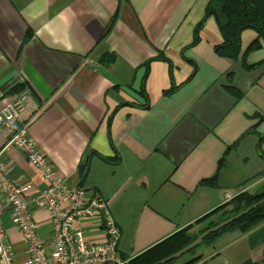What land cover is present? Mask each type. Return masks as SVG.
<instances>
[{"label": "crops", "instance_id": "1", "mask_svg": "<svg viewBox=\"0 0 264 264\" xmlns=\"http://www.w3.org/2000/svg\"><path fill=\"white\" fill-rule=\"evenodd\" d=\"M207 2L0 0V108L16 93L5 90L23 80L39 106L30 137L70 186L87 165L83 190L107 199L123 232L122 259L264 183V120L249 132L259 120L254 115L264 117V66L245 71L240 58L218 56L214 46L222 36L213 16L192 44ZM236 22L248 26L241 32L243 52L257 32L264 34V20L239 13ZM111 54L109 65L98 61ZM263 60L264 44L246 58ZM228 83L243 95L235 99ZM6 139L0 129V147ZM1 160L14 182L42 183L17 149ZM211 177L214 187L201 184ZM37 221L46 237V214ZM81 225L90 240L104 237L100 221ZM6 228L17 261H24V240L10 223ZM255 231L223 233L180 264L199 255L191 264L259 263L264 241Z\"/></svg>", "mask_w": 264, "mask_h": 264}, {"label": "built area", "instance_id": "2", "mask_svg": "<svg viewBox=\"0 0 264 264\" xmlns=\"http://www.w3.org/2000/svg\"><path fill=\"white\" fill-rule=\"evenodd\" d=\"M38 108L29 91L0 108V127L7 131L5 144L0 147V264H18L9 242L7 222L25 242L22 264H109V258L115 256L119 231L108 212L103 216V228L107 233L103 243L87 241V234L74 225L76 218L94 217L92 207L96 202L82 210L84 203L78 194L61 184L48 159L30 137L26 122L33 118ZM28 117L31 118L26 120ZM10 147L17 149L40 172L44 183L34 187L29 182L18 184L11 180L1 160ZM98 207H106L105 202ZM41 211L50 217L46 237L40 235L35 223Z\"/></svg>", "mask_w": 264, "mask_h": 264}, {"label": "trees", "instance_id": "3", "mask_svg": "<svg viewBox=\"0 0 264 264\" xmlns=\"http://www.w3.org/2000/svg\"><path fill=\"white\" fill-rule=\"evenodd\" d=\"M241 12L250 14L252 16L264 20V0H209V2L205 7V15L208 16L213 15L216 18L222 36V42L214 47L215 53L220 57H225L232 60H236L242 56L243 57L242 62H244L243 68L249 69L252 66L247 65L248 63L246 59L244 60V56L241 54V32L245 26H241L237 24L235 20L236 15ZM201 26H202V20H200L194 27L192 44L196 43L199 40L198 32ZM31 33H32L31 30L28 29L26 38H28L31 35ZM260 46L261 44L258 38H256L255 41L249 45L245 53L248 52L250 53L252 50L258 49ZM114 57H115L114 54L105 55L101 57L98 61L102 62L104 65H109L114 60ZM159 58L168 61V58L165 56L160 55ZM104 59L107 60L104 61ZM260 64L264 65V60L261 61ZM195 71L196 69H194L189 74L185 82L190 80L194 76ZM174 88L175 87H172V89ZM143 89L144 88L142 85L141 90ZM227 91L235 98H240L242 96L241 92L234 87H227ZM263 136L264 134L260 136L259 139H261ZM85 171H87V167L84 165L83 167H81L79 185H81L83 182ZM201 184L205 186L214 187L216 185V177H211L210 179L204 180L201 182ZM262 198H264V185L261 187L260 191L255 194H248L243 192L235 196L230 202L221 205L211 213H207L205 216L198 219L196 222L198 223L199 221L205 219L207 216L212 215L217 210H219V212H222L221 217L229 218L239 213L240 211H243L249 206L257 203V201L261 200ZM231 202L232 203L235 202V203L234 205H232L230 209H227L226 211L225 208L227 207V205L231 204ZM226 218L221 219L220 221H223ZM263 224H264V203L258 206L257 208H255L254 210L250 211L248 214L228 224L226 227L222 228L221 230L211 233L202 241L200 245L205 243H207L206 245L211 244L217 237H219L222 234V232H226V231H239L245 233L251 230H257L254 232V237H260L258 241L261 242L264 241ZM212 225L214 224L208 222L206 226L203 227L195 236L194 235L189 236L186 233L190 228V226L188 225L186 229L174 232L170 236L150 246L140 254L132 257L129 261H127L124 264H154L157 261L168 257L169 255L175 253L176 251L188 245L190 242L195 240L199 234H201L203 231H205ZM195 250L196 249L191 250L188 254L192 256ZM196 259H192L191 261L185 264H191ZM172 263L173 262H170L168 264H172ZM260 263H264V250L262 254V260L259 263L251 262L249 259H247L244 261L243 264H260Z\"/></svg>", "mask_w": 264, "mask_h": 264}, {"label": "rangeland", "instance_id": "4", "mask_svg": "<svg viewBox=\"0 0 264 264\" xmlns=\"http://www.w3.org/2000/svg\"><path fill=\"white\" fill-rule=\"evenodd\" d=\"M208 2H209V0H208ZM207 2V3H208ZM207 5V4H206ZM206 5H205V7H206ZM205 7H204V14H203V17L200 19V20H202V24H203V22H204V19L206 18V17H208V15H205ZM241 13H243V12H241ZM238 15V14H237ZM236 15V16H237ZM250 15V14H249ZM209 16H213V15H209ZM214 17V16H213ZM215 18V17H214ZM216 19V18H215ZM235 20H236V18H235ZM217 21V20H216ZM198 23V22H197ZM196 23V24H197ZM217 25H218V23H217ZM196 26V25H195ZM248 26H245L243 29H242V31L245 29V28H247ZM218 29H219V27H218ZM193 32H194V30H193ZM219 32H220V30H219ZM221 34V33H220ZM256 38H258V40H259V42H260V44H261V46H262V44H264V34H262L261 32H257V37ZM255 41V40H254ZM253 41V42H254ZM222 42V41H221ZM252 42V43H253ZM252 43H250V44H252ZM249 44V45H250ZM216 46V45H215ZM214 46V47H215ZM260 46V47H261ZM249 47V46H248ZM247 47V48H248ZM259 47V48H260ZM258 48V49H259ZM247 50V49H246ZM246 50H244L243 52H241L242 53V55L244 56V60L248 57V55H249V52L248 53H245L246 52ZM257 50V49H256ZM252 51H254V50H252ZM215 52V51H214ZM219 56V55H218ZM240 59H241V67L243 68V63L244 62H242V56L241 57H239ZM238 58V59H239ZM229 59V58H228ZM238 59H236V60H238ZM229 60H232V59H229ZM261 63V61L260 62H258V63H256V64H247V63H245V64H247V65H251L252 67H250L249 69H244L245 71L246 70H251V69H254V68H256L257 66H264L263 64H260ZM23 80H19V81H17V82H14V83H12L11 85H10V87L9 88H7L6 90H5V92H8V91H14V92H16L15 93V96L14 97H17V96H19L20 94H22L23 92H25V91H29L30 92V89L27 87V86H25V84H23ZM227 87H234V88H236V89H238L240 92H241V95H243V91H241L239 88H237L236 86H234V85H232L231 83H228L227 85H226V90H227ZM13 97V98H14ZM234 97V96H233ZM12 98V99H13ZM11 99V100H12ZM235 99H238V98H235ZM39 109V108H38ZM38 111V110H37ZM35 114H37V113H34V115L32 116L33 118H34V116H35ZM31 117H28L26 120H28V119H30ZM33 118L29 121V122H26L27 123V131L29 132V129H28V127H29V125H30V123H31V121L33 120ZM256 118H259V120H256L255 121V123L253 124V126L251 127V129L249 130V132H253L254 131V129L258 126V124L261 122V121H263L264 120V117L263 116H259L258 114L257 115H254V117H253V119H256ZM0 129H1V127H0ZM248 132V131H247ZM261 140H264V136L261 138ZM8 150V149H7ZM40 150V149H39ZM42 152V151H41ZM43 153V152H42ZM44 154V156L48 159V162H49V165L52 167V170L57 174V176L59 177L58 179L61 181V184H65V185H67L68 186V188L72 191V192H75V193H77L78 194V198H79V200L81 201V202H83L84 204L81 206V209L82 210H85L89 205H92V203L93 202H96V205H94L93 207H92V211H93V216L94 217H87V216H81V217H79V218H76L75 220H74V225L76 226V228H81L83 231H84V233H86V229L81 225V221L82 220H95V221H100V223H101V227H100V231H102V233L104 234V237L102 238V239H100L99 241H93V240H90L89 238H86V240L87 241H89V242H91V243H103L104 241H105V239H106V237H107V233L104 231V228H103V216H104V214H105V212H108L109 213V215L111 216V218H112V220H113V222H114V224H115V226L117 227V229H118V231H119V238H118V241L116 242V244H115V250H114V252H115V256H116V258H115V256H111L109 259H110V261H109V264H124V263H126L127 261H129L131 258H129V259H122L121 257V255L119 254V243H120V240H121V238H122V234H123V232H122V229L117 225V223L115 222V219L113 218V216H112V214H111V212H110V207H109V203H108V201H107V199L103 196V194L100 192V191H98V190H94L92 193H90V195H87L86 194V192L83 190V187H82V184L81 185H79V183L76 185V186H70V185H68L67 183H66V181H65V178L57 171V169H56V167H55V165L52 163V161L47 157V155L45 154V153H43ZM221 160V159H220ZM85 166H87V165H85ZM43 179V178H42ZM63 181V182H62ZM45 181H44V179H43V181H42V183H44ZM264 185V183L261 185V187ZM261 187H260V189H261ZM260 189L258 190V192L260 191ZM244 193H248V194H255V192L254 193H251L250 191L249 192H244ZM257 193V192H256ZM233 199V198H232ZM231 199V200H232ZM263 199V198H262ZM261 199V200H262ZM231 200H229L228 202H230ZM102 201H104L105 202V204H106V207H101V208H99L98 207V205H99V203H101ZM260 201V200H259ZM228 202H226V203H228ZM258 202V201H257ZM235 203V202H234ZM234 203H232L231 202V204H229V205H227V207L225 208L226 209V211H227V209H230L231 207H232V205H234ZM264 203V202H263ZM262 203V204H263ZM225 204V203H224ZM223 205V204H222ZM261 205V204H260ZM259 205V206H260ZM221 206V205H220ZM220 206H218V207H220ZM218 207H216V208H218ZM258 207V206H257ZM256 207V208H257ZM216 208H214V209H212L211 211H209V212H207V213H211V212H213L214 210H216ZM255 209V208H254ZM253 209V210H254ZM252 211V210H251ZM42 212H44L45 214H46V216H47V219L49 220V215L45 212V211H42ZM224 212V211H223ZM241 212V211H240ZM239 212V213H240ZM206 213V214H207ZM249 213V212H248ZM247 213V214H248ZM206 214H204L203 216H205ZM229 214V213H228ZM238 214V213H237ZM236 215V214H235ZM235 215H233V216H235ZM246 215V214H245ZM203 216H201V217H199L198 219H200V218H202ZM222 216V212H219V210H217L216 212H214L212 215H210V216H207L205 219H203V220H201V221H199L198 223L196 222L198 219H196L192 224H190L189 226H190V228L188 229V231L186 232L189 236H192V235H196L203 227H205L206 226V224L208 223V222H210V223H213L214 225H212V226H210L208 229H210V228H212V227H214L215 225H218L219 223H221V222H223V221H225L226 219H228V218H226V217H221ZM223 216H226V215H223ZM233 216H231V217H233ZM244 216V215H243ZM242 217V216H241ZM240 217V218H241ZM224 218H226L225 220H223V221H220L221 219H224ZM230 218V217H229ZM239 219V218H238ZM237 220V219H236ZM220 221V222H219ZM235 221V220H234ZM233 221V222H234ZM35 223H36V225H37V223H38V221H37V219H36V221H35ZM230 223H232V222H230ZM229 223V224H230ZM200 224H204L203 225V227L199 230V231H197L196 233H193V234H190L191 233V231L192 230H194L193 229V227L194 226H199ZM12 225V224H11ZM228 225V224H227ZM226 225V226H227ZM226 226H224V227H226ZM188 227V226H187ZM187 227H185V228H182V229H180V230H183V229H186ZM223 227V228H224ZM14 228V227H13ZM208 229H206V230H208ZM222 228H220L219 230H221ZM205 230V231H206ZM219 230H217V231H219ZM179 231V230H178ZM205 231H203L202 233H204ZM217 231H215V232H217ZM226 232H235V231H226ZM226 232H222V234L223 233H226ZM201 233V234H202ZM214 233V232H213ZM244 233V232H243ZM246 233V232H245ZM87 234V233H86ZM201 234H199L198 235V237L201 235ZM211 234V233H210ZM209 234V235H210ZM208 236V235H207ZM206 236V237H207ZM197 237V238H198ZM205 237V238H206ZM196 238V239H197ZM205 238H203V240L205 239ZM195 239V240H196ZM202 240V241H203ZM194 241V240H193ZM192 241V242H193ZM202 241H201V243H202ZM191 243V242H190ZM189 243V244H190ZM200 243V244H201ZM198 245L197 247H195L194 249H198V248H200L201 246H205L207 243H205V244H202V245ZM187 246V245H186ZM185 246V247H186ZM11 248H12V246H11ZM149 248V247H148ZM184 248V247H183ZM182 249V248H181ZM180 249V250H181ZM180 250H178V251H180ZM193 250V249H192ZM196 250H195V252H196ZM178 251H176L175 253H177ZM191 251V250H190ZM189 251V252H190ZM189 252H187V253H185V254H183V255H181L179 258H177V259H173V260H171V261H169V262H166V263H164V264H168V263H170V262H173L172 264H180L182 261H184L185 259H187V257H188V253ZM195 252L193 253V255H192V257H194V255H195ZM12 253H13V256H14V259H15V262L16 263H18V264H22L23 263V261L22 262H18L17 261V259H16V257H15V254H14V252H13V248H12ZM25 253V252H24ZM140 254V253H139ZM174 254V253H173ZM138 255V254H137ZM172 255V254H171ZM136 256V255H135ZM170 256V255H169ZM168 256V257H169ZM190 256V255H189ZM134 257V256H133ZM195 258H200V255L198 256V257H195ZM196 259V260H197ZM162 260V259H161ZM160 261V260H159Z\"/></svg>", "mask_w": 264, "mask_h": 264}, {"label": "water", "instance_id": "5", "mask_svg": "<svg viewBox=\"0 0 264 264\" xmlns=\"http://www.w3.org/2000/svg\"><path fill=\"white\" fill-rule=\"evenodd\" d=\"M264 202V198L260 201H258L257 203L249 206L248 208L244 209L243 211H241L240 213L236 214L233 217H230L228 219H226L225 221L219 223L218 225H215L214 227L206 230L204 233H202L196 240H194L193 242H191L190 244H188L186 247L182 248L180 251H178L177 253H174L172 255H170L169 257H166L160 261H157L154 264H164L166 262H169L173 259H177L179 258L181 255L189 252L190 250L194 249L195 247H197L201 241L203 240V238H205L207 235H209L210 233H213L217 230H219L220 228H223L224 226H226L227 224H229L230 222H233L234 220L240 218L241 216L247 214L248 212H250L251 210H253L254 208H256L257 206H259L260 204H262Z\"/></svg>", "mask_w": 264, "mask_h": 264}]
</instances>
